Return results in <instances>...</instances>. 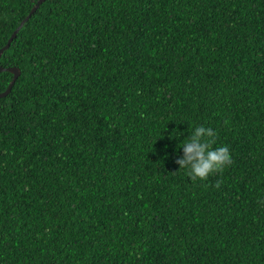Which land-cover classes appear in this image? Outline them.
Masks as SVG:
<instances>
[{"label":"trees","instance_id":"16d2710c","mask_svg":"<svg viewBox=\"0 0 264 264\" xmlns=\"http://www.w3.org/2000/svg\"><path fill=\"white\" fill-rule=\"evenodd\" d=\"M0 66V264H264V0H45ZM200 125L232 163L192 181Z\"/></svg>","mask_w":264,"mask_h":264},{"label":"clouds","instance_id":"9594fccd","mask_svg":"<svg viewBox=\"0 0 264 264\" xmlns=\"http://www.w3.org/2000/svg\"><path fill=\"white\" fill-rule=\"evenodd\" d=\"M215 144L216 132L211 127L196 126L181 145L183 156L176 160L179 170L187 169V176L192 181H205L210 175L222 173L232 163L231 154L227 146L214 148ZM220 186L218 180L215 187Z\"/></svg>","mask_w":264,"mask_h":264},{"label":"water","instance_id":"95a60500","mask_svg":"<svg viewBox=\"0 0 264 264\" xmlns=\"http://www.w3.org/2000/svg\"><path fill=\"white\" fill-rule=\"evenodd\" d=\"M45 0H39L36 4L35 7H33V9L30 11V13L28 14V16L24 19V21H22L20 23V26L14 31V33L11 35L10 39L8 40L7 44L2 48L0 49V58L2 56V53L4 51H6L8 49V46H9V43L11 42V40L15 37V35L17 34V32L20 30V28L24 25V23L31 17V15L35 12V10L37 9V7L42 4ZM9 72L11 75H12V80L11 82L9 83L8 85V88L0 94V98H3L5 97L9 92H10V89L12 88V86L14 85L16 79L18 78V76L20 75V72L18 69H15V68H1L0 67V72Z\"/></svg>","mask_w":264,"mask_h":264}]
</instances>
